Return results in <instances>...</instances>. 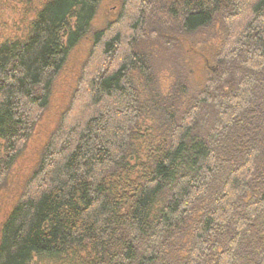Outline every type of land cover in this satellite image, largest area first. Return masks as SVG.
Wrapping results in <instances>:
<instances>
[{
    "label": "trees",
    "instance_id": "1",
    "mask_svg": "<svg viewBox=\"0 0 264 264\" xmlns=\"http://www.w3.org/2000/svg\"><path fill=\"white\" fill-rule=\"evenodd\" d=\"M44 1L0 46V189L69 52L92 45L0 264H264V0H122L95 33L103 0ZM162 59L180 72L164 97Z\"/></svg>",
    "mask_w": 264,
    "mask_h": 264
},
{
    "label": "rangeland",
    "instance_id": "2",
    "mask_svg": "<svg viewBox=\"0 0 264 264\" xmlns=\"http://www.w3.org/2000/svg\"><path fill=\"white\" fill-rule=\"evenodd\" d=\"M0 0V46L3 43L23 39L29 32L28 28L32 22L36 7L40 8L44 0ZM122 0H103L97 13V18L93 23V32L100 31L110 23L118 21L121 15ZM37 8V9H38ZM129 16H132V9H129ZM123 13V12H122ZM120 28H118L119 30ZM117 31V30H116ZM120 31V30H119ZM115 32V31H114ZM92 36L77 44L54 82L49 105L44 115L36 127V130L27 143L21 155L16 159L11 167L6 179L0 189V224L4 220L5 214L14 203L20 198V192L26 179L34 169L35 163L39 159L40 152L51 133L57 127L60 117L66 109L72 92L76 87L77 78L81 66L86 59L92 45ZM196 60V58H194ZM190 60V59H189ZM162 64L158 63L156 87L163 97L171 92V86L180 76V72L173 63L162 59ZM190 62L193 64V57ZM201 67V66H200ZM161 68V69H160ZM199 67H192L191 72L194 80H200L201 70ZM148 100L150 95L148 94ZM147 116L141 121V130L146 135L154 134L155 120L157 114L154 113L151 103H149ZM152 150V148H151ZM31 264H53L50 260L34 259Z\"/></svg>",
    "mask_w": 264,
    "mask_h": 264
}]
</instances>
